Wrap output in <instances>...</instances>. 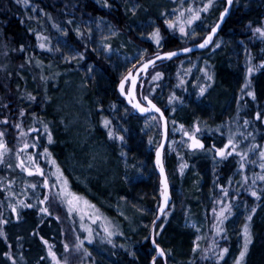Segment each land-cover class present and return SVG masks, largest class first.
I'll list each match as a JSON object with an SVG mask.
<instances>
[{
    "label": "trees",
    "instance_id": "1",
    "mask_svg": "<svg viewBox=\"0 0 264 264\" xmlns=\"http://www.w3.org/2000/svg\"><path fill=\"white\" fill-rule=\"evenodd\" d=\"M169 1L110 0L114 7L107 8L103 6L102 0L99 2L98 0H31L27 7L17 4L16 0H0V81L8 87L6 92L0 86V97L4 101H11L9 109L14 110L15 107L18 109L20 116L17 124L21 125L18 129L19 139H17V130L16 138L14 136L15 129L3 137L10 151L5 153L7 163L0 164V219L8 221L7 224H0V231L4 233L0 235V264H13V260L4 255L6 252L15 258V264H55L48 254V245L39 238L41 235L49 241L53 251L63 261L66 255L64 248L66 239L62 223L60 219L55 218L56 214L51 207L52 216L39 212L40 207L46 206L40 204L39 200L48 195V188L44 186L43 180L47 178L51 188L55 182V177L51 175L55 168L43 154V148L50 149L65 175L68 176L72 188L75 189L78 186L69 175L70 171L66 169V162L71 160L73 165L87 168L91 164L92 153L97 152L100 145L106 148L112 158L127 159L139 170L143 166L145 173L135 174L134 172V177L129 181L126 179L123 181V176L119 171L118 182L109 187V190H115V193L121 197L126 196L144 207L148 212L147 227L139 233L128 232L124 219L114 216L112 211L106 213L99 206V200L88 197L82 191L81 195L96 204L103 216L117 225L124 233L123 236L117 233L116 243L110 245L102 242L94 228L93 242L89 243L87 240L84 242L85 247L93 254L96 253L94 255L96 259L91 258V263L151 264V257L156 253L150 239H145V237H151V225L157 217L161 203V182L155 168V153L160 144L161 134L159 132L161 130L159 131L158 128L155 133H148L144 130L148 116L142 117L135 114L118 92L119 81L126 70H123L121 74L113 70L103 57L92 50L94 47L91 37H86L87 42L85 43V40L76 35L74 29L79 26L87 32L84 22L92 20L95 23L102 17V21L110 23L132 46L147 49L143 59L139 60L137 66L131 70L134 71L157 52L179 50L201 42L212 26L218 22L220 13L226 6V0H214L209 10L201 13V19L188 26L189 33L193 28L197 33L190 39V34L183 37L178 30L169 29L164 23L163 13L168 10ZM177 1L179 7L184 2L182 9L189 5L203 7V4L207 3V0ZM135 5L138 7L133 15L131 9ZM69 20H72V24H68ZM150 23L161 29L164 37L161 42L162 48H158L151 37L144 39L140 35L142 27L145 28ZM56 24L61 28H66L68 35L64 36L54 26ZM257 26H264V0H238L215 41L220 44L219 48H215L214 43L213 47L206 52L161 63L151 70L144 81L145 93L165 111L169 118V137L172 134L170 121L172 115L177 113L193 123H200L204 130L202 141L205 149L198 151L193 161L197 165L201 181L200 188L196 192L193 193V189L190 188L194 184L192 182L189 184L187 178H181L177 172L175 158L169 157L168 146L165 151L164 162L171 185L173 203L161 221V223L167 221L163 225V230L159 229L161 223L157 228L156 240L165 249L168 264H234L242 246V225L245 223L249 209L257 204L259 206L251 222L253 243L246 256V264H264V198L257 201L249 191L250 186L257 191H264V181L257 179L256 184H252L256 176L264 174L259 167L258 157V152L264 149V120H257L255 117L257 111L264 115V68L254 72L251 77L257 100L253 101L241 91L247 78L248 56L252 57L251 63L255 65L264 59V37H260L253 31ZM153 29L151 27L149 32ZM37 32L49 38L47 43L53 49L59 47L61 51L41 49L39 47L41 41L37 38ZM65 41L70 42L79 51L85 52L84 59L66 62L63 57L69 53V49L65 46ZM21 44L25 46L23 51L20 50ZM219 50L223 52L222 57H219L215 63L205 65L209 71L214 73L213 81L203 84L204 76L202 75L195 84L191 85L187 73L189 69L194 70L196 65H201ZM29 60L32 62L28 63ZM37 60L42 63L38 64ZM187 62L191 66L185 69ZM89 65L93 66V70L86 82V88L87 97L92 103L95 115V132L91 139L86 140V146L82 148L81 138L74 137V135L69 136L67 139L69 143L64 146L62 144L66 136L63 134L55 113L52 96L61 89L64 77L72 74L87 76ZM157 71L163 72V77L152 80L151 77ZM181 77L186 83L180 82ZM205 84L210 86L203 95H200L199 87ZM28 93L35 96V100H29ZM172 93L181 97L183 102L181 100L170 102L169 97ZM21 110H24L23 115H21ZM16 114L18 117V113ZM105 117L111 121L109 127L125 137L123 142L118 138L108 136L109 128L104 127L102 123ZM245 119L249 121L247 125L244 124ZM44 123L49 125L53 136L52 143L47 141V134L43 128ZM31 128H38L40 131H29ZM230 129L238 132V148L243 146L247 148L253 144L261 146L260 149H254L249 153V161L256 160L255 164L246 162V167L241 169L237 153L221 158L214 150H208L213 145L217 148L223 147L225 145L224 135ZM21 133H26V135H21ZM37 136L41 138L39 141L35 140ZM253 137H255L254 140ZM23 141L37 146L23 149ZM16 145L20 148L17 149ZM18 151L21 153L19 159H24L26 163H28V153L35 155L37 162L45 170V176L42 177L38 173L29 175L22 170L16 156ZM8 163L12 164L11 168L7 167ZM244 176L249 178L247 182L244 181ZM33 183L37 185L36 188L31 187ZM92 184L94 186L93 182ZM95 184L97 185L94 189L100 195L106 196L105 189L99 190L97 187L101 183L97 181ZM224 190L228 192L227 197L223 195ZM9 192L15 195H9ZM20 200L33 204L34 207L25 209L19 204ZM219 200H224L225 204L231 201L233 205V214L224 222L227 231L222 234H217L215 229L220 218L219 209L223 206L218 203ZM10 204L17 205L21 215L19 220L16 219L17 213L12 211ZM188 204H191L193 210L206 213L207 220L212 226L211 235H213L209 241V247H212L213 240L221 247H228L229 251L224 254L223 260H217L212 252H209L205 258L196 253V250L193 251L196 240L194 234L183 228L176 219V216L183 217ZM213 208L217 209L215 213L212 211ZM240 214L242 218L238 221L237 216ZM112 216L115 219L111 218ZM69 217L74 234L75 232L79 234L81 239L86 237L87 232L80 227L79 214L73 213ZM86 217L87 215H85L84 223L88 221ZM236 220L238 227L233 225L235 230H231ZM98 222L102 223V221ZM129 250H135L136 256L130 255ZM99 257L104 260L103 263L98 260ZM156 264H163V262L158 259Z\"/></svg>",
    "mask_w": 264,
    "mask_h": 264
},
{
    "label": "rangeland",
    "instance_id": "2",
    "mask_svg": "<svg viewBox=\"0 0 264 264\" xmlns=\"http://www.w3.org/2000/svg\"><path fill=\"white\" fill-rule=\"evenodd\" d=\"M4 1V0H3ZM184 2L180 4V7L178 6L177 0H170L168 2L169 7L166 11L169 16L167 18H174V14L177 9H182ZM170 9V10H169ZM164 16V21H165ZM149 23V22H148ZM109 25L107 21L98 20L95 23H91L90 27L92 28V35H91V41L93 44V47L95 49V52L103 57L105 61L109 63V65L112 67L113 70H116L119 74L123 73V70H126L125 74L128 71H131L134 69L139 62L138 57L140 56V53L144 51V49H140L138 47L132 46L119 32L117 35H111L109 32ZM112 26V25H111ZM113 27V26H112ZM151 27H155L153 24H149L147 27H142L140 35L144 39L150 38L148 35ZM114 28V27H113ZM115 29V28H114ZM106 36L108 39L106 41L101 40V36ZM193 36L190 33V39H192ZM104 43H110L114 50L110 54H106L103 51L102 44ZM226 42L224 43L225 48ZM223 47V46H222ZM224 51V50H223ZM222 51H216L212 56L208 57V60L203 61L201 65H196V68H193L194 70H190L188 73L189 80L191 81V85L195 84L200 76H204L203 84L206 82H209L206 79V76L204 72L202 71L205 67V65H209L212 63H215L216 60L219 57H222ZM146 54V53H145ZM144 54V56H145ZM207 62V63H206ZM142 64V63H141ZM191 65L187 62L184 66L185 69H188ZM204 66V67H203ZM192 71V72H191ZM89 73V74H88ZM87 76L82 74H72L68 77H64V82L62 84L61 89L56 92V94H53V104L55 113L58 116L59 122L61 124L63 134L66 136V140L63 142L62 145H68L69 136L74 135V137H80L81 138V148L86 146V140H89L93 137L95 132V115L92 109V103L90 100H88V93H87V80L90 78L91 74L88 71ZM89 75V76H88ZM57 81V80H55ZM142 83V82H141ZM141 83L138 87V97L142 99L143 95H148L145 93V83L143 86H141ZM1 89L4 88L5 91H8V87L6 84L0 81ZM128 88V86H127ZM149 96V95H148ZM150 97V96H149ZM0 100L2 102V110L0 111V130H3L5 134L10 133L12 130L15 129V138H16V130H17V139H19L20 135L18 134V129L16 127L18 118L20 116L18 109L15 107L14 110L9 109V106L11 105L10 100H2V97H0ZM190 100V99H189ZM180 111V110H179ZM178 111V112H179ZM18 113V117L17 114ZM7 117L8 123L5 124L2 121L4 118ZM149 117V116H148ZM171 132L172 134L169 137V143H168V154L170 158H175L176 166H177V172L180 174L181 178H187L189 184L192 182L194 184L191 189H193V193L196 192L200 188V176L198 173L197 165L195 164L194 157L195 154L203 149H195L189 147V137L184 136V131L187 130L189 132L194 133L197 138L202 140L203 137V126L198 122H191L187 118H185L182 114H173L171 118ZM175 122V123H174ZM184 125V130L180 129V125ZM199 124L200 130L197 132L195 126ZM159 128V131L161 130V124L157 117L156 120H150L147 118L144 124V130L148 133H155ZM162 137L161 131L159 132ZM220 134V132H218ZM232 136L236 144L238 145V132L237 130L230 129L227 130V134L225 136V144H227L229 136ZM161 141V139H160ZM22 142V147L23 143ZM19 144V143H18ZM231 147V146H229ZM16 148L19 149L20 147L16 145ZM246 149L245 146L242 148H238L237 151ZM97 152L92 153L91 157V164L87 166V168L83 166H76L73 165L71 160L70 162H66V169H68L69 175L72 177L73 181L77 184L78 187H75L73 189L77 193L81 194L82 191L87 195L88 197L94 198L97 201L99 200L102 210L107 213V211H112L114 213V216H117L119 218L124 219L125 223L127 224V231L132 233H139L142 232L147 227V211L144 209V207L136 204L132 200L128 199L126 196H120L117 193H115V190H109L112 185H115L119 180V171H121V174L123 176V181L125 179L129 181L134 177L135 174H139L140 172L144 174L145 170L143 166H141V170H139L136 166H132L131 162L129 160H119L115 159L114 157L110 155L109 152L106 151V148L102 145H100L97 150ZM215 151V150H214ZM218 157H220L218 155ZM222 158V157H221ZM72 164V166H71ZM187 164V167H184L183 172H181V166ZM79 171V172H77ZM135 172V174H134ZM137 172V173H136ZM189 174V175H188ZM101 183L100 186L97 187L99 190L105 189V195H100L98 191L94 189V186L96 182ZM94 183V186L92 184ZM53 188H51V193L53 195H50L49 189H48V195H49V204L51 205V208L54 210V213L56 216L58 215L60 217V221L62 223V227L65 234L66 243H68L69 248L66 250V255L69 264H95L91 263V258L96 259L94 256L95 254L92 253L90 249L83 246V248H87L92 255L88 256L84 253L83 248L77 250L74 245L78 243L77 240V233L73 232L70 224V214L67 212V205L63 202H60L58 197L54 195L57 191H59V188L57 186V182L55 181L53 183ZM191 184V185H192ZM189 192L190 194L192 193ZM196 202V201H195ZM194 204V202H193ZM192 204V205H193ZM123 213V215H121ZM87 215V214H86ZM176 216V219L179 223H181L182 227L191 231L195 236V244H199L200 248L196 250V253H199L200 255L207 258V255L209 252H205L204 249L210 248L209 247V241L212 238L213 235H211L212 232V226L209 224L206 213L204 212H197L196 210H193L191 204H188L187 210H185L184 215ZM206 217V219H204ZM87 218V217H86ZM111 218H114L113 216ZM242 218V214L237 216L238 221ZM115 219V218H114ZM88 220V219H87ZM238 221L236 220L233 225H237ZM177 222V223H178ZM120 226L121 223L118 222ZM85 224H88L92 229L96 228L95 231L97 232L98 236H100V239L105 244L114 245L116 242V237L113 236L111 239L113 243H108L107 238L102 239L101 237L105 236L106 234L103 232V228L100 226L101 222L98 221H87ZM238 227V225H237ZM231 230H235V227L233 226ZM200 237L199 240H197V237ZM101 242V241H100ZM194 244V245H195ZM93 256V257H92ZM98 260L101 261V263L104 262L103 259L100 257ZM105 264V263H104Z\"/></svg>",
    "mask_w": 264,
    "mask_h": 264
},
{
    "label": "snow or ice",
    "instance_id": "3",
    "mask_svg": "<svg viewBox=\"0 0 264 264\" xmlns=\"http://www.w3.org/2000/svg\"><path fill=\"white\" fill-rule=\"evenodd\" d=\"M98 2H99V0H98ZM235 2H238V0H235ZM16 3L17 4H23L25 7H27L28 5H30L31 0H16ZM102 3H103L104 7H107V8L114 7V5L110 2V0H102ZM213 3H214V0H207V3L203 4V7H196L194 5H189L187 8L177 9L175 14H174V18H167L169 16V14L167 12H165V13H163V15L166 17L164 23L167 25V27L169 29L178 30V32L181 33L183 37H187L190 34L188 26L193 25L196 21L200 20L201 19V13L207 12L213 6ZM233 4H234V0H226V6L224 7L223 11L220 13L219 21L214 26H212V28L208 32L207 36L203 39V41L201 43H199L198 47L204 48V47L213 43V36L216 34L217 30L220 28V24L223 22L224 17L226 15H228L229 9L233 6ZM137 7H138V5H135L131 9V12L133 13V15H135ZM100 19L102 20L103 18L101 17ZM93 22L94 21H92V20L84 22L85 26L87 27V32L82 30L79 26H77L74 29V31L76 32V35L78 37H80L82 40H85V43L87 42L86 37L90 38L92 35V28L90 27V25ZM68 24H72V20H69ZM249 24H251V22H249ZM54 26L58 30H60L64 36L68 35V30L66 28H61V26L58 24H56ZM30 31H32V29H30ZM253 31L255 33H258L260 35V37H264V26H257L253 29ZM109 32L111 35H117L118 30L114 29L111 25H109ZM36 35H37V38L41 41V43L39 44V47L41 49H47L48 51H57V52L61 51V49L59 47H56L55 49H53V47L49 43H47V41L49 39L47 36H44L42 33H39V32H37ZM148 35L155 42V44L158 48L163 47L161 42L164 39V37L161 34V29L159 26H155L153 31L149 32ZM191 35L192 36L197 35L194 28L191 30ZM107 39H108V37L103 36V35L101 36L102 41H106ZM64 43H65V46L69 49V53L63 57V59L66 62H70L73 60L79 61V60L84 59L85 52L79 51L68 41H65ZM24 47L25 46L23 44H21L20 50L23 51ZM214 47L219 48L220 44L215 43ZM102 48L106 54H110L113 51H118V50H114L110 43L102 44ZM92 50L95 51L94 48ZM178 51L187 53V52H191L192 48L183 47V48H180ZM178 51L170 50V51L157 52V53L153 54L151 57H149L147 60L144 61V63L141 65V69L146 72L150 65L155 66L157 60H164V59L170 60L173 57H176L178 55ZM146 52H147V49H145L143 52L140 53V56L138 57L137 62H139V60L143 59L144 54ZM251 61H252V57L249 55L248 56V65L246 68L247 78L245 80V83H244L241 91L244 95L251 97L252 100L255 101V100H257V93H256L255 88L252 86L253 81H252L251 77H252V74L254 72H258L261 68H264V59H262L258 65L252 64ZM31 62H32L31 60L28 61V63H31ZM37 63L41 64L42 61L37 60ZM92 70H93V66L89 65L88 71L91 72ZM189 71H190V69H189ZM202 71L204 72L206 79L208 81H213L214 73L209 71L208 68H204ZM138 75H139V72L134 74L132 71H128L126 74H124L122 76V78L120 79L119 84H118L119 92L122 95H124L127 98L128 103L131 104L132 107L134 109H137L139 112H141V113H152L154 111L156 113H159L160 117L163 118L164 117L163 111L156 105V103L153 102V100L148 95H143V97H142L143 101L146 103L141 102V99L137 98V76ZM163 75H164L163 72L157 71L151 77V79L157 80V79L163 77ZM44 78L47 79V77H44ZM180 82L182 84L186 83V81H184L183 77L180 78ZM126 85L128 86L127 89H126ZM209 86H210L209 84H205L203 86H200L199 87V94L203 95ZM27 98L29 100H35V96H33L31 93L27 94ZM49 99H50V97H49ZM175 100H181V102H183L181 97L177 96L175 93H172V95L169 97V101L173 102ZM173 111H174V109H173ZM125 112H127V109H125ZM23 113H24V110H21V115H23ZM33 115H35V113H33ZM255 117L257 120H264V115H262L260 111H257L255 113ZM148 119L156 120L157 117L155 115H149ZM2 122L7 124L8 123L7 117H5ZM102 123H103L104 127L109 128V131L107 134L110 138H118L122 142L125 140V137L123 135H120L119 133L115 132L113 128L109 127L111 125V121L108 118L105 117L104 120L102 121ZM248 123H249V121L247 119H245L244 124L247 125ZM16 127L20 128L21 125L17 124ZM43 128H44L45 133L47 134L48 143H52L53 142V136H52L51 130L49 128V125L47 123H44ZM195 128H196V131L198 132L200 130L199 124H197L195 126ZM165 129H166V120H165ZM180 129L184 130L183 124L180 125ZM29 131L39 132L40 129L31 128V129H29ZM183 134H184V136L189 137V140H190L189 147L190 148H192L193 150L205 149V145H204L203 141L200 140L199 138H197V136L194 133L185 130ZM21 135H26V133H21ZM248 135H252V134L248 133ZM4 136H5V132L3 130H0V164H6L7 163L5 160V153L7 151H10L7 147L6 142L3 139ZM40 139L41 138L39 136L35 137L36 141H39ZM254 139H255V137H253V140ZM150 142H151V138H150ZM36 146H37L36 144H29L28 142L23 143V149H28L30 147H36ZM229 146H231V147H229ZM162 147H163V145H161L157 149L156 164L159 167L160 174L163 177L162 186L160 189V194L163 198V205L160 206L159 213L165 214L164 208H165V206H167L168 200H169V183H168L167 175L165 174V168H164V163H163V159H162V153H161ZM237 148H238V145L236 144L235 139L230 135L228 138L227 144H225L223 147L217 148L215 145H213L212 148L208 149V150H215L216 154L219 155L220 157L231 156L233 153H237V155L240 158L239 167L241 169L246 167V162H250L252 164L256 163V160L249 161V153L253 152L254 149H260L261 146L259 144L249 145L246 149L240 150V151H237ZM43 154L48 158L49 163L52 166H54V168H55V171H52L51 175L53 177H55V181L57 182V186L59 188V191L54 193V195L56 197H58L60 202H63L64 204L67 205V212L69 214H73V213L79 214V216H80V227L84 228L85 231L87 232V236L84 237L83 239H81L79 234H77L78 243H76L74 245V247L77 250H79V249L83 248L85 240H87L89 243L93 242V240H94L93 229L89 225L84 223L86 214H87V219L89 221H93V222L102 221L100 226L103 228V232L106 234L105 236L102 237V239L107 238L108 243H113L111 238L113 236H115L117 233H119V235L123 236L124 233L122 231H120L119 227L117 225L113 224L107 217L103 216V214L100 212V209L96 206V204L92 203L87 197H85V196H83V195H81V194H79L73 190L68 176L65 175L63 168L57 162L56 158L52 155V152L50 151V149L48 147L43 148ZM122 154L126 155V153H122ZM20 155H21V153L18 151L16 153V156L18 159H19ZM258 157H259V161H260L259 167L262 170V172H264V149H261L258 152ZM27 161H28V163H26L24 159H19V166L22 170L26 171L29 175H33L34 173H38L42 177L45 176V170L37 162V158L35 155H33L32 153H28L27 154ZM7 167L11 168L12 164L8 163ZM184 167H187V164H184L181 166V172H183ZM243 179L245 182H247L249 178L247 176H244ZM257 179H259L260 181H264V174L256 176L252 180L253 185L256 184ZM10 183H11V181H10ZM43 184L46 188L49 189L50 195H53L51 193V185H50L49 180L47 178H45L43 180ZM31 187L36 188L37 185L35 183H33V184H31ZM249 191H250L252 197H256L257 201H260V200H262V198H264V191H257L255 188H252L251 186L249 187ZM9 195H15V193L9 192ZM223 195L225 197L228 196L227 190H224ZM48 201H49V195H45L43 197V199L39 200L40 204L46 205L44 207H40L39 212L45 213L48 216H52L53 212L50 211L51 205L48 204ZM218 203L223 205V206L219 209V217L220 218H219L217 224L215 225V229H216L217 234H222V233H225L227 231L226 227L224 226V222L228 219V217L230 215L233 214V211H232L233 205H232L231 201H229L227 204H225L224 200H219ZM19 204L25 209L34 207L33 204L26 203L24 200H20ZM258 206L259 205L257 204L255 206H252L249 209L248 214L245 218V223L242 225V246H241V249L239 251L238 257H236L234 260V264H246V256L248 255L250 245L253 243V231H252L251 222L253 220V216L256 214ZM10 207L12 208L13 212L17 213L16 219L19 220L21 218V215H20V212L18 211L17 205L10 204ZM246 207H247V205H246ZM212 211L215 213L217 211V209L213 208ZM121 215H123V213H121ZM55 218L57 220L60 219V217L58 215ZM156 219L157 220L160 219V215H157ZM41 222H43V221H41ZM7 223H8V221L6 219H0V224H7ZM164 223H167V221L162 222L161 225L159 226V229L161 231L163 230ZM156 230H157V226H156V223L154 220L152 231L155 233ZM0 235H4L3 231H0ZM39 238H40V240L43 241L44 244L48 245V254L55 261V264H69L67 257H65L62 261L60 259V257L57 256V253L55 251H53L52 245L49 244V241L47 239H45V237L43 235H41ZM145 239H150L151 243L154 245V252L156 253L155 255H153L151 257V264H156L157 257L161 258L163 264H167L168 255H167L165 249L162 248L159 243H157L155 236L153 235L151 237H145ZM199 239H200V237L198 236L197 240H199ZM121 247H123V245H121ZM64 248L66 250L69 248L68 243L64 244ZM199 248H200V245L197 243L194 245L193 251H195ZM83 251L88 256L92 255V253L87 248H83ZM129 251H130V255H132L133 257L136 256L135 250H129ZM204 251L205 252H212L217 260H223L224 254H227L229 249H228V247L219 246L216 243V241L213 240L212 247L204 249ZM4 255L9 256L13 260V264H15V258L11 257L10 253L6 252V253H4ZM41 259H43V257H41Z\"/></svg>",
    "mask_w": 264,
    "mask_h": 264
},
{
    "label": "water",
    "instance_id": "4",
    "mask_svg": "<svg viewBox=\"0 0 264 264\" xmlns=\"http://www.w3.org/2000/svg\"><path fill=\"white\" fill-rule=\"evenodd\" d=\"M234 4H235V0H234ZM234 4H233V6L229 9V13H228V15H226V16L224 17L223 22L220 24V28L217 30L216 34L213 36V43H212V44H210V45H208V46H206V47H204V48H200V47H198V45H199V43H201V42L203 41V40H202V41L199 42L198 44H195V45L189 46L190 48H192V51H191V52L184 53V52H179L178 50H174V51H178V55H177L176 57H173V58L170 59V60H169V59L157 60L155 66L150 65V66L148 67V69H147L146 72L143 71V70L141 69V65H142L144 62H143L141 65H139V66L137 67V69H135L134 71H132L134 74H136L137 72H139V75L137 76V98H139V97H138V87H139V84L142 82V83H141V86H143L144 81L148 78L149 73H150L151 70H153L157 65H159V64H161V63H164V62H166V61H172V60H176V59H179V58H182V57H185V56H190V55H193V54H195V53L206 52V51H208L209 49H211V47H213V45H214V43H215L217 37L220 35L221 31L223 30V28H224V26H225L227 20H228L229 17L231 16L232 11H233ZM218 21H219V20H218ZM206 36H207V35H206ZM126 89H127V85H126ZM118 92H119V89H118ZM119 94H120V97L126 102L127 106H128L129 108H131V109L134 111L135 114H137V115H139V116H142V117H147V116H149V115H155L156 117H158V119H159V121H160V124H161V133H162V137H161V141H160L159 147H160L161 145H163V147H162V149H161V153H162V159H163L164 168H165L164 158H165V151H166V148H167L168 143H169V133H170L169 118L167 117L165 111H164V110H163V109H162V108L156 103V105H157V106L163 111V113H164V117H163V118L160 117V114H159V113H156V112H154V111H153L152 113H141V112H139L137 109H134V108L132 107V105L128 103L127 98H126L124 95H122L120 92H119ZM139 99H140V98H139ZM141 102L146 103V102H144L143 100H141ZM153 102H154V101H153ZM154 103H155V102H154ZM165 120H166V129H165ZM159 147H158V148H159ZM158 148H157V149H158ZM156 152H157V151H156ZM155 168H156V171H157V173H158V175H159V177H160V182H161V186H162V180H163V177H162V175L160 174L159 167H158L157 164H156V153H155ZM165 174L167 175V178H168V174H167V170H166V168H165ZM168 183H169V200H168V204H167V206H165V208H164V213H165V214L169 211V209L171 208L172 203H173V196H172V192H171V185H170V182H169V178H168ZM162 205H163V198H162V196H161V203H160V206H162ZM159 208H160V207H159ZM165 214H160V213H159V209H158V213H157V215H160V219H158V220L155 219V223H156L157 228H158L159 224L161 223V221L163 220ZM152 227H153V223H152V225H151V230H150V231H151V236L154 235V236H155V239H156L157 230H156V232L154 233V232L152 231ZM156 241H157V240H156ZM151 245H152V247L154 248V245H153L152 243H151ZM158 259H161V258H160V257H157V260H158ZM167 264H168V262H167Z\"/></svg>",
    "mask_w": 264,
    "mask_h": 264
},
{
    "label": "flooded vegetation",
    "instance_id": "5",
    "mask_svg": "<svg viewBox=\"0 0 264 264\" xmlns=\"http://www.w3.org/2000/svg\"><path fill=\"white\" fill-rule=\"evenodd\" d=\"M141 99V98H140ZM141 100H143V99H141Z\"/></svg>",
    "mask_w": 264,
    "mask_h": 264
}]
</instances>
